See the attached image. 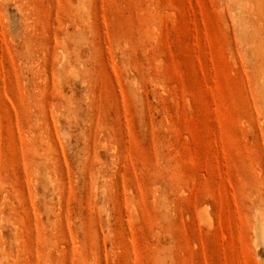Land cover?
<instances>
[{"label": "rangeland", "instance_id": "obj_1", "mask_svg": "<svg viewBox=\"0 0 264 264\" xmlns=\"http://www.w3.org/2000/svg\"><path fill=\"white\" fill-rule=\"evenodd\" d=\"M0 264H264V0H0Z\"/></svg>", "mask_w": 264, "mask_h": 264}]
</instances>
